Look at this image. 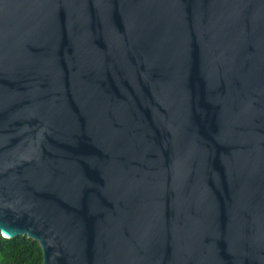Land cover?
<instances>
[{"label":"water","instance_id":"water-1","mask_svg":"<svg viewBox=\"0 0 264 264\" xmlns=\"http://www.w3.org/2000/svg\"><path fill=\"white\" fill-rule=\"evenodd\" d=\"M0 237L264 264V0H0Z\"/></svg>","mask_w":264,"mask_h":264},{"label":"trees","instance_id":"trees-1","mask_svg":"<svg viewBox=\"0 0 264 264\" xmlns=\"http://www.w3.org/2000/svg\"><path fill=\"white\" fill-rule=\"evenodd\" d=\"M39 255V260L37 256ZM43 255L37 242L25 237L7 240L0 237V264H42Z\"/></svg>","mask_w":264,"mask_h":264},{"label":"clouds","instance_id":"clouds-1","mask_svg":"<svg viewBox=\"0 0 264 264\" xmlns=\"http://www.w3.org/2000/svg\"><path fill=\"white\" fill-rule=\"evenodd\" d=\"M37 260H39V255L37 256Z\"/></svg>","mask_w":264,"mask_h":264}]
</instances>
